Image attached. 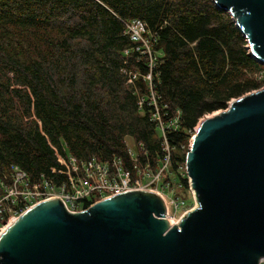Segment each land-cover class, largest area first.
<instances>
[{"label":"trees","instance_id":"16d2710c","mask_svg":"<svg viewBox=\"0 0 264 264\" xmlns=\"http://www.w3.org/2000/svg\"><path fill=\"white\" fill-rule=\"evenodd\" d=\"M132 19L156 32L152 91L165 119L180 112L178 129L166 131L167 179L188 189L173 169L198 121L264 83L263 64L213 0H0V176L12 165L31 180L48 174L58 165L55 149L129 165L126 136L142 146L141 163L160 162L152 106L137 104L150 93V66L125 31ZM125 70L136 73L133 84Z\"/></svg>","mask_w":264,"mask_h":264},{"label":"water","instance_id":"95a60500","mask_svg":"<svg viewBox=\"0 0 264 264\" xmlns=\"http://www.w3.org/2000/svg\"><path fill=\"white\" fill-rule=\"evenodd\" d=\"M264 64V0H213ZM184 166L195 205L176 224L150 189L70 212L41 201L0 232V264H260L264 261V85L202 117Z\"/></svg>","mask_w":264,"mask_h":264},{"label":"built area","instance_id":"2783aa9c","mask_svg":"<svg viewBox=\"0 0 264 264\" xmlns=\"http://www.w3.org/2000/svg\"><path fill=\"white\" fill-rule=\"evenodd\" d=\"M123 24L126 33L134 42L133 49L142 54L146 53L149 57L150 71L143 75V79L147 80L150 93L146 97L139 96L137 104L139 107H142L144 103L152 106V118L163 138L162 159L154 168L150 162L141 163L139 158L141 145H136L135 150L127 146L129 165L117 156L99 161L94 157L84 159L71 154L62 155L55 149L58 165L52 167L50 173L40 174L34 180H31L26 171L19 166L12 165L8 175L0 176L2 190L0 194V232L24 210L51 198L60 199L67 210L76 212L114 194L150 189L165 199L166 217L168 215L170 218L169 211L172 214L181 211L182 215L192 208L186 207L185 201L174 193L170 179H167L171 172L169 170L171 154L166 131L178 129L180 112L176 110L175 114L165 119L166 113L162 114L152 91L151 69L155 57L151 50V43L155 39L156 32H151L146 22L141 19L126 20ZM128 51L125 50V53ZM123 72L127 77V83L133 84L136 73L126 70ZM174 171L181 176L187 175L184 163L178 164Z\"/></svg>","mask_w":264,"mask_h":264},{"label":"rangeland","instance_id":"374dc122","mask_svg":"<svg viewBox=\"0 0 264 264\" xmlns=\"http://www.w3.org/2000/svg\"><path fill=\"white\" fill-rule=\"evenodd\" d=\"M263 66H264V64H263ZM262 73H263V75H262L263 77L262 78L264 79V69H262ZM263 85H264V83H263ZM125 142H126L127 146L129 148H131L132 150L136 149V144H135V142H133L132 137L126 136L125 137ZM171 165L172 164H170V166ZM170 166H169V170H170ZM169 175L172 176L173 173L170 172ZM172 190L174 191V193L177 196H179L181 199H183L185 201V205H186L187 208L188 207H193L195 205L194 198H193V193H192V190L190 189V186H189V179H188V189L187 190L183 189L182 186L175 185V183L172 184ZM170 192H172V191H170ZM180 213H181V211L178 212L177 214H172V212L169 211V216H170L169 219H172L173 221H175V219H178L179 216L181 215ZM260 264H264V261H262Z\"/></svg>","mask_w":264,"mask_h":264},{"label":"bare ground","instance_id":"6f19581e","mask_svg":"<svg viewBox=\"0 0 264 264\" xmlns=\"http://www.w3.org/2000/svg\"><path fill=\"white\" fill-rule=\"evenodd\" d=\"M166 218L169 220L170 224H176L178 222V220L177 221H173L172 219H169L168 215H167Z\"/></svg>","mask_w":264,"mask_h":264}]
</instances>
